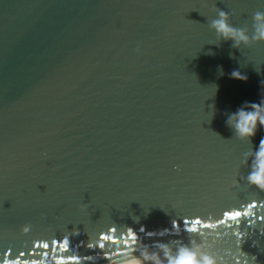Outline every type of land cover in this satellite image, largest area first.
<instances>
[{"label": "water", "instance_id": "95a60500", "mask_svg": "<svg viewBox=\"0 0 264 264\" xmlns=\"http://www.w3.org/2000/svg\"><path fill=\"white\" fill-rule=\"evenodd\" d=\"M216 8L251 35L264 0H0V258L74 251L79 264H115L101 230L186 242L185 217L219 219L254 199L252 215L207 239L234 251L237 228L246 258L264 264V191L239 165L264 133L240 141L223 115L259 102L264 41L217 44ZM64 236L68 249L53 252ZM40 239L48 248L29 254Z\"/></svg>", "mask_w": 264, "mask_h": 264}, {"label": "clouds", "instance_id": "9594fccd", "mask_svg": "<svg viewBox=\"0 0 264 264\" xmlns=\"http://www.w3.org/2000/svg\"><path fill=\"white\" fill-rule=\"evenodd\" d=\"M216 16L208 23V27L215 33V42L232 41V47H239L241 44L248 45L253 42L264 41V11H256L252 15V33L249 35L246 27H236L230 22L229 12L216 8ZM229 76L231 78L246 80L247 76L242 74L238 69H233ZM261 95L259 102L244 101L234 111H226L224 124L230 128L236 139L247 141L251 144L259 129L264 133V80L260 81ZM240 166H247L246 175H241L240 179L248 185L255 187L259 191H264V135L260 136L259 142L255 148L249 147L243 151L239 161ZM256 200L249 201L242 205L243 215L250 216L253 214V208ZM264 205V201L260 202ZM241 210L231 208L223 210L219 219H213L211 213L208 218L201 219L200 216L191 218L185 217L184 229L190 233L186 242L182 240L153 241L151 245L141 242L136 233L131 228L125 227L123 232H114L111 227L107 232L101 230L95 237L97 246H103L104 241H110L108 247L114 248L113 256L115 264H253L256 257L252 254L251 259L246 258V254L238 246L241 244L243 233L237 228H232L234 236L235 249L231 247L214 250L212 243L207 239L209 236L217 238L222 233L216 231L219 225H225L228 221L239 224ZM257 219H261L257 216ZM252 223V221H249ZM173 230H176V221H172ZM31 229L29 223H23L19 227L21 233H28ZM204 229H208L207 232ZM143 231V226H141ZM78 229L73 228L75 234ZM259 231L264 234V226L259 227ZM168 229L157 232H146V236L164 235ZM57 239L51 238L53 252H64L68 249L67 236L59 240L57 248ZM39 246L41 249L48 248L47 240H33L32 247L29 248V254ZM92 247V243L88 244ZM11 249H5L3 257L0 258V264H79L81 257L73 251L71 255L60 256L52 255L46 251L40 253V259L20 260L24 253L21 251L16 258L9 259L8 255ZM46 257V258H45ZM91 259V257H88Z\"/></svg>", "mask_w": 264, "mask_h": 264}, {"label": "snow or ice", "instance_id": "6c2138e0", "mask_svg": "<svg viewBox=\"0 0 264 264\" xmlns=\"http://www.w3.org/2000/svg\"><path fill=\"white\" fill-rule=\"evenodd\" d=\"M244 213L243 212H240V215L242 216ZM57 245H59V241L57 242Z\"/></svg>", "mask_w": 264, "mask_h": 264}]
</instances>
